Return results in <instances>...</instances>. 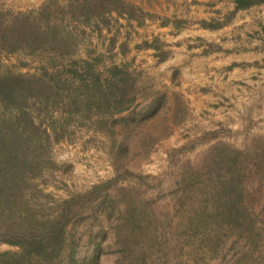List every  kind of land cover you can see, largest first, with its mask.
I'll use <instances>...</instances> for the list:
<instances>
[{"label": "trees", "instance_id": "obj_1", "mask_svg": "<svg viewBox=\"0 0 264 264\" xmlns=\"http://www.w3.org/2000/svg\"><path fill=\"white\" fill-rule=\"evenodd\" d=\"M232 2L231 14L257 0ZM111 13L138 20L141 10L124 0L0 6V54H37L41 63L33 72L0 65V243L15 248L0 252V264H101L104 256L109 264H264V136L241 148L215 141L178 164L173 187L156 199L143 196L159 178L129 170L122 144L111 152L113 176L88 190L53 199L38 186L60 168L50 148L70 138L73 123L104 131L111 122L124 141L144 114H120L136 99L124 64L101 79L93 60L70 57L83 26H105ZM128 176L132 184H117Z\"/></svg>", "mask_w": 264, "mask_h": 264}, {"label": "rangeland", "instance_id": "obj_2", "mask_svg": "<svg viewBox=\"0 0 264 264\" xmlns=\"http://www.w3.org/2000/svg\"><path fill=\"white\" fill-rule=\"evenodd\" d=\"M36 1L28 0L25 5L19 0L13 4L10 0L0 1V6L26 10L43 0ZM124 1L141 10L139 19H127L111 13L105 26L98 29L83 26L82 40L70 57L93 60V72L98 73L101 79L110 65L124 64L135 76L136 99L120 114L129 112L137 118L144 114L138 124L128 125L124 141L119 127L111 122L104 131L73 123L69 127L72 130L70 138L59 140L50 148L52 161L60 168L53 170L44 181L39 180L38 186L53 199L68 198L111 178L114 173L111 152L121 144L128 148L124 162L129 170L159 178L156 184L154 179H148L150 184L143 196L156 199L157 193L162 195L173 187L178 164L197 157L215 141L241 148L252 137L264 136V131L253 130H237L236 134L234 130L232 132L231 125L220 123L218 115L228 120L238 118L243 103L232 99V95L226 100L219 96L221 74L224 73L225 79L230 68H217L211 64L217 61V55L209 56L218 50L217 43L189 32L196 27L210 30L230 21L236 10L230 13L233 8H227L228 0H224L222 10L210 8L213 14L206 20L191 19L186 12L188 8L183 9L184 0ZM170 3L171 6H167ZM208 3L213 6L214 1L208 0ZM260 31L256 40L262 47L264 31ZM38 58L37 54L29 57L19 52L1 53L0 65L13 71L33 72L41 65ZM247 83L235 81L231 84H237L236 89L241 92L242 89L248 90H245ZM207 94L210 97L205 98L203 95ZM155 105L157 110L150 114ZM110 131H114V135ZM133 182L134 178L128 176L118 179L117 184L130 185ZM166 200L167 197L157 200L154 206L157 214L167 209L158 207ZM14 249L0 243V252ZM109 263V256H104L101 264Z\"/></svg>", "mask_w": 264, "mask_h": 264}, {"label": "crops", "instance_id": "obj_3", "mask_svg": "<svg viewBox=\"0 0 264 264\" xmlns=\"http://www.w3.org/2000/svg\"><path fill=\"white\" fill-rule=\"evenodd\" d=\"M0 1L8 2V0ZM10 1L12 4L15 2V0ZM40 1L42 0H37L36 3ZM210 1H214L213 6H209L208 0H184L183 9L188 8L186 12H189L191 19L206 20L213 14L209 10L210 8L222 10L225 5L224 0ZM19 2H23L25 5L28 0H19ZM226 3L228 9L233 8L234 4L231 0ZM171 4H167V6H171ZM260 30L264 31V0L237 9L230 21L221 23L215 28L209 30L196 27L189 31L190 34L214 40L218 50L211 52L209 56L217 55V61H212L211 64L217 68H230L225 79H223L224 73L221 74L218 92L219 96L225 100L231 98L232 95V99L243 103L240 107L241 114L232 120L222 117L223 115H218V118L221 120V124L229 127L231 125L232 132L234 130L236 134L237 130L239 132L264 131V44L261 47L260 42L256 40V35L260 34ZM235 81L236 83L239 81L248 82L245 86V90H248L242 89L239 92L236 89L237 84L232 86ZM203 96L210 97V94ZM239 103L233 102L236 106H239Z\"/></svg>", "mask_w": 264, "mask_h": 264}]
</instances>
